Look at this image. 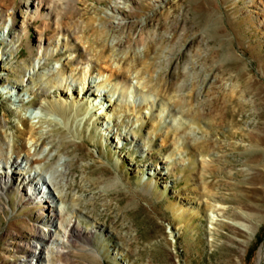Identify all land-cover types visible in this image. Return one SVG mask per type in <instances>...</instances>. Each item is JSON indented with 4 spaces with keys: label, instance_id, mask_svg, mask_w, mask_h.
I'll list each match as a JSON object with an SVG mask.
<instances>
[{
    "label": "rangeland",
    "instance_id": "rangeland-1",
    "mask_svg": "<svg viewBox=\"0 0 264 264\" xmlns=\"http://www.w3.org/2000/svg\"><path fill=\"white\" fill-rule=\"evenodd\" d=\"M112 1L42 0L31 18L32 0H0L14 13L11 41L0 39V151L11 142L22 158L33 141L48 149L43 169L61 157L66 170L53 227L11 175L0 191V264H36L34 239L61 235L59 222L74 227L41 264H264V0L130 1L124 29L106 15ZM85 65L101 74L98 88L125 82L151 96L153 114L114 107L107 124L78 98ZM60 66L76 81L72 99L42 92L40 72ZM23 83L33 96L15 106L3 89ZM43 99L80 105L59 110L60 123L44 113L31 124Z\"/></svg>",
    "mask_w": 264,
    "mask_h": 264
},
{
    "label": "bare ground",
    "instance_id": "bare-ground-1",
    "mask_svg": "<svg viewBox=\"0 0 264 264\" xmlns=\"http://www.w3.org/2000/svg\"><path fill=\"white\" fill-rule=\"evenodd\" d=\"M42 0H32L31 2V9H28V3L23 4L25 8H27V14L31 18H39L41 16L42 10ZM135 0H113L109 6L108 11H106V15L109 16L112 25L117 28H125L126 27V16L125 12H130V7L128 6L127 2ZM133 3V2H131ZM2 15L7 16V20H5L3 28H7L9 31L2 32L0 30V39L3 41L13 37L12 26L13 23L9 22L12 20L14 13L12 11H0V18ZM11 18V19H10ZM123 28V29H124ZM8 37V38H7ZM43 37L41 34H38L37 43L38 48L42 46ZM121 39H117L116 36L110 35V46L114 49V51H118L120 45H122ZM140 48H136L135 52L139 53ZM58 48H46L43 51H40L34 61L31 62L30 67L26 69L27 77H33L36 72L40 71V67L43 65V61L45 60L47 54L57 53ZM58 64V63H57ZM86 69L84 70V80L81 83H78L80 86L78 88V98L81 100L80 102L89 104V110H97L101 118H104L105 122L109 124L107 119V113L113 109L114 107H118L120 111L128 112L129 105L131 107L138 106L137 108L150 110L148 112H141L143 114H153L155 108V100L151 98V96H146L144 94L135 93V89L133 86H127L125 82L115 84L111 89L106 88H98L97 83L101 80L100 75L97 77L91 76V69L88 65H85ZM39 76L42 79H46L48 83H44L42 85V92L46 96L50 93V89L54 91L61 92L62 94L66 95L68 98L72 99L71 97L74 95L75 90L73 88L76 85V81L73 78H69L65 76L62 72V66L60 67H52L51 70H43L40 72ZM107 77V76H106ZM105 77V78H106ZM28 79V80H29ZM107 79V78H106ZM109 80V79H108ZM32 82V81H31ZM16 88H5L3 89V94L7 95L10 98V101L13 105L19 106L22 105L25 100L24 97L28 96L26 99H30L33 96V92L31 94L25 93L22 95L20 93L19 87L22 86L23 88L27 89L26 84L17 85ZM94 89V90H93ZM2 91V89H1ZM52 91V92H54ZM51 92V93H52ZM59 102L55 101V103H48L46 100H41L39 106L34 108L32 111H28L27 118L30 120L31 124L37 125L43 118L44 113L50 114V120L56 123L61 122V118L59 117V110L62 112H67L68 110H72L78 107L80 104L77 103H69V100L64 99ZM79 103V102H78ZM134 105V106H133ZM59 106V107H58ZM128 106V107H127ZM58 107V108H57ZM145 107V108H144ZM110 109V110H109ZM66 114V113H65ZM65 123V122H64ZM109 132V127L106 128ZM28 151L25 155L20 157H13V146L12 143L9 142L7 144L6 151H0V191L3 189H8L9 183L11 181V175L14 176L15 184L18 186L19 189H22L24 192L23 195L27 197L29 201H38L40 203H44L45 208H47V220L46 222L50 227H53V221L55 220L54 214L55 210L59 212V210H63V206L60 203V198L62 195V190L59 188V185L64 184L63 176L65 173L64 167V160L60 157L56 161L55 164H52L49 168L43 169L44 164L46 161L49 160V157H45L47 154L48 149L42 148L37 149L34 145L33 141L27 146ZM34 148V153H31V149ZM43 157V160L41 159ZM57 200V206L50 207L49 203ZM52 225V226H51ZM59 228L63 229L61 235H57L51 229L47 231V235L43 239L36 238L34 239V252L32 255L33 260H35L36 264H41V255L45 253L46 255V262L50 258L51 251H57L60 246L64 244L66 241L68 233L73 229L74 225L70 222L64 227L59 222ZM41 240V242H39ZM49 246V247H48ZM50 251V252H49ZM32 260V261H33ZM31 262V261H30ZM44 262V261H43ZM42 262V263H43ZM31 264V263H28Z\"/></svg>",
    "mask_w": 264,
    "mask_h": 264
}]
</instances>
